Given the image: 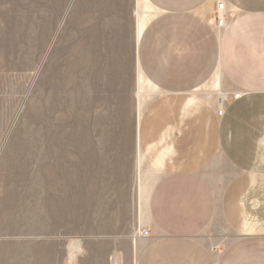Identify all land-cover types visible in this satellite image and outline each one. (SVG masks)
<instances>
[{
  "label": "rangeland",
  "instance_id": "1",
  "mask_svg": "<svg viewBox=\"0 0 264 264\" xmlns=\"http://www.w3.org/2000/svg\"><path fill=\"white\" fill-rule=\"evenodd\" d=\"M154 15L145 0H0V264H135L153 234L136 129L155 96L137 64ZM83 38L91 60L67 81ZM48 149L67 169L55 215Z\"/></svg>",
  "mask_w": 264,
  "mask_h": 264
},
{
  "label": "crops",
  "instance_id": "2",
  "mask_svg": "<svg viewBox=\"0 0 264 264\" xmlns=\"http://www.w3.org/2000/svg\"><path fill=\"white\" fill-rule=\"evenodd\" d=\"M145 1L137 64L155 96L136 140L153 234L135 264H264V0H223L225 29L218 0Z\"/></svg>",
  "mask_w": 264,
  "mask_h": 264
},
{
  "label": "bare ground",
  "instance_id": "3",
  "mask_svg": "<svg viewBox=\"0 0 264 264\" xmlns=\"http://www.w3.org/2000/svg\"><path fill=\"white\" fill-rule=\"evenodd\" d=\"M90 22H89V24H90ZM78 27L79 26L77 25L76 32H74V33L71 32L72 34L70 33L69 39H67V41H71L72 39L79 37ZM67 37H68V35H67ZM82 42H83V45L78 43L77 44L78 46L76 48L74 46L70 50V57L67 54L66 58H64V66H65L64 73L67 74V76H68L67 81H68V79L72 78V76H73L72 72L75 73L76 70H79V66L81 64H84L85 66H87V65H89V61L91 60V58H90L91 54H90L88 47H83L84 45L87 44V40L85 38H83ZM75 51H76V60H75ZM71 74H72V76H71ZM225 99H226V95L224 93H222L221 95L218 96L217 103L219 104L220 101L225 100ZM48 154L52 155V158L54 159L53 161L48 159V156H50ZM45 155H47L46 156L47 161L45 162V165L43 167V173L46 176L47 195L45 196L44 199H46V197H47L45 202L48 205L49 209L51 210L50 211L51 214L55 215V213L58 214V211H60V209H61L62 203L66 200V199H64V201H63L64 195H63V193L60 195L59 190L61 189V187L64 188L63 184L66 181L65 176H64V172L65 171L67 172V169L63 168V164L61 162L62 159L56 158L57 155L54 154L50 149H48L46 151ZM67 182H68V180H67ZM64 191H65V189H64ZM69 246H70L71 250H73L74 252L80 251L78 244H71Z\"/></svg>",
  "mask_w": 264,
  "mask_h": 264
},
{
  "label": "built area",
  "instance_id": "4",
  "mask_svg": "<svg viewBox=\"0 0 264 264\" xmlns=\"http://www.w3.org/2000/svg\"><path fill=\"white\" fill-rule=\"evenodd\" d=\"M225 11H226V9H225L224 1L223 0H218L217 3H216V20H215V24L220 29H225L228 26V21H227L226 16H225V13H226ZM240 94L241 93L236 92V93L233 94V97H239ZM226 99L220 101V103L218 104V107H217V114L218 115H222L223 110H224L223 107H224V103H225Z\"/></svg>",
  "mask_w": 264,
  "mask_h": 264
}]
</instances>
